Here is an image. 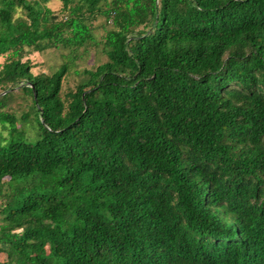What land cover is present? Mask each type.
Here are the masks:
<instances>
[{
	"label": "trees",
	"instance_id": "16d2710c",
	"mask_svg": "<svg viewBox=\"0 0 264 264\" xmlns=\"http://www.w3.org/2000/svg\"><path fill=\"white\" fill-rule=\"evenodd\" d=\"M48 1L0 0V264H264V0Z\"/></svg>",
	"mask_w": 264,
	"mask_h": 264
},
{
	"label": "rangeland",
	"instance_id": "374dc122",
	"mask_svg": "<svg viewBox=\"0 0 264 264\" xmlns=\"http://www.w3.org/2000/svg\"><path fill=\"white\" fill-rule=\"evenodd\" d=\"M47 5L52 10H57L59 7L58 0H49ZM94 35L97 41L100 43L98 46H92L89 49L87 55H83L80 59L76 60L75 63L68 70L61 88V95L64 96L69 90L73 89L75 85L82 78V70L90 69L95 67L97 64L103 62L105 60V56L101 51V38L104 35L105 28H111V24L106 22L104 16H98L95 21H93ZM67 54V51L61 48H50L44 50L42 52H32L29 53L23 60L28 59L31 62L32 69L31 71L35 73L44 72L46 74H50L55 71L65 60L64 56ZM0 62H2V56H0ZM20 93L16 92L15 96H19ZM16 102L14 103V107L17 110H21L23 106L27 103L22 100V97H17ZM23 101V102H21Z\"/></svg>",
	"mask_w": 264,
	"mask_h": 264
},
{
	"label": "built area",
	"instance_id": "2783aa9c",
	"mask_svg": "<svg viewBox=\"0 0 264 264\" xmlns=\"http://www.w3.org/2000/svg\"><path fill=\"white\" fill-rule=\"evenodd\" d=\"M108 22L110 23V19L108 20Z\"/></svg>",
	"mask_w": 264,
	"mask_h": 264
}]
</instances>
